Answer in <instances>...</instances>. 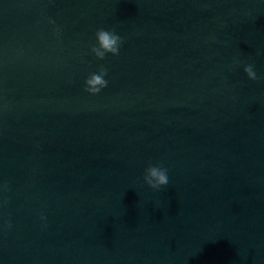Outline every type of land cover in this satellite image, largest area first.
<instances>
[{
  "label": "water",
  "instance_id": "water-1",
  "mask_svg": "<svg viewBox=\"0 0 264 264\" xmlns=\"http://www.w3.org/2000/svg\"><path fill=\"white\" fill-rule=\"evenodd\" d=\"M0 264H264V0H0Z\"/></svg>",
  "mask_w": 264,
  "mask_h": 264
},
{
  "label": "clouds",
  "instance_id": "clouds-1",
  "mask_svg": "<svg viewBox=\"0 0 264 264\" xmlns=\"http://www.w3.org/2000/svg\"><path fill=\"white\" fill-rule=\"evenodd\" d=\"M97 44L91 47V52L99 60H103L107 53L118 55L120 45L123 43L122 38L115 34L114 31L98 29L96 32ZM244 72L250 80H257V75L252 65H246ZM107 75V69L100 66L98 73H92L85 81V91L90 94H97L101 89L107 87L108 81L104 79ZM167 169L162 166H149L145 169L143 176L144 182L152 189H160L169 183Z\"/></svg>",
  "mask_w": 264,
  "mask_h": 264
}]
</instances>
